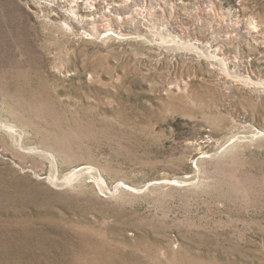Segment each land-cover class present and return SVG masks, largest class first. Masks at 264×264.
Segmentation results:
<instances>
[{
  "label": "rangeland",
  "instance_id": "1",
  "mask_svg": "<svg viewBox=\"0 0 264 264\" xmlns=\"http://www.w3.org/2000/svg\"><path fill=\"white\" fill-rule=\"evenodd\" d=\"M52 1L0 0V264H264V0Z\"/></svg>",
  "mask_w": 264,
  "mask_h": 264
},
{
  "label": "bare ground",
  "instance_id": "2",
  "mask_svg": "<svg viewBox=\"0 0 264 264\" xmlns=\"http://www.w3.org/2000/svg\"><path fill=\"white\" fill-rule=\"evenodd\" d=\"M55 1V0H53ZM52 1V2H53ZM108 0H86L87 2V5H86V8L89 9V10H96L98 9L99 7V4H104L107 3ZM113 1H116V2H120L122 5L120 8H118L119 11L123 12V10L125 8H127V6H130L131 3H133L134 0H113ZM70 3L74 4L75 6H78V3H79V0H70ZM164 4V3H163ZM159 5V4H158ZM138 10L136 11L135 16L139 15V14H142L145 7L143 6H140L138 7ZM136 8V9H137ZM135 9V10H136ZM114 12H117V10H113ZM109 12V10H108ZM118 13V12H117ZM124 13V12H123ZM105 14V13H104ZM107 15V14H106ZM105 15V17H106ZM121 16V15H120ZM147 16V15H146ZM199 16V15H198ZM104 17V18H105ZM93 18H91L92 20ZM87 20V19H86ZM90 20V19H89ZM127 20V19H126ZM106 21V20H105ZM93 22V21H92ZM98 22V21H97ZM89 23V22H88ZM119 21H118V18L116 17V13L115 14H110L108 17H107V22H106V25H104V27H106V30H110L111 27L110 26H113V25H118L119 26ZM103 26L99 25L98 23L97 24H93V26L91 27L90 31L94 34H100L101 33V30L104 28ZM118 28V27H116ZM123 28V27H122ZM132 28V27H131ZM88 29V28H87ZM101 29V30H100ZM164 28H162V31H163ZM201 29V28H200ZM250 32L253 33L255 36H257L260 32H261V29L259 28L258 24L256 22H251L250 24ZM165 30V29H164ZM167 30V29H166ZM221 30V29H220ZM69 31V30H68ZM105 31V30H104ZM120 31V30H119ZM166 33V32H164ZM186 33V32H185ZM167 35V34H166ZM127 37H125V39L129 40V41H133L134 42H140L142 43L141 45L144 46L145 48L147 47H150L151 46H154L155 48H159L160 50L161 49H165L166 51H174L177 52L176 50L178 49H182L184 51L189 52L188 54L189 55H192L193 59H195L196 61L200 62L202 60L205 61V64L208 65L209 68H212L214 65H218V66H221L224 70L228 71V68L229 67H233L234 63L236 65V61H232L230 59V57L226 54L228 53L227 51L229 50V47L228 45H231V44H234L235 41H237V39L239 37H241V32L238 28H236L234 26V29L232 30H226V34L225 36L221 39L220 42L218 43H211V42H208V44H204V45H201L202 41L200 43H197V46H193V44L195 43H190V42H186V41H183L181 39H175L173 35L171 34H168V37L170 39H163L161 42H155L154 39L150 40V38L147 40L146 38H143L142 36H129L126 34ZM172 36V37H171ZM123 37V36H122ZM123 37V38H124ZM205 37V36H204ZM220 37V36H219ZM120 38V37H119ZM90 41V40H89ZM120 41V40H119ZM206 42V43H207ZM237 44V43H236ZM239 44V43H238ZM199 47H201V49L203 50H200L198 49ZM206 47V48H205ZM177 48V49H175ZM137 50V49H136ZM178 50V52H182ZM232 49H230L231 51ZM140 51V50H139ZM177 52V53H178ZM172 54L174 52H171ZM176 54V53H174ZM183 55V54H181ZM231 56V55H230ZM196 64V63H195ZM234 65V67H235ZM214 68V67H213ZM202 69V68H200ZM215 70V69H214ZM213 70V71H214ZM217 70V69H216ZM194 75V74H193ZM207 75V74H206ZM196 76V74H195ZM220 78V77H219ZM14 128V127H13ZM38 153V152H37ZM94 171V170H93ZM95 174V173H93ZM97 178V176H96ZM100 178V177H99ZM103 180V179H102ZM69 181V180H68ZM101 185V184H100Z\"/></svg>",
  "mask_w": 264,
  "mask_h": 264
}]
</instances>
